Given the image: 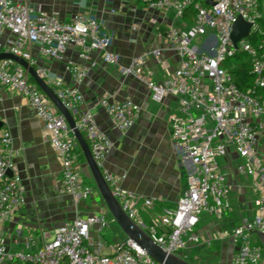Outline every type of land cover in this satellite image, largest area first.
I'll return each mask as SVG.
<instances>
[{"label":"built area","instance_id":"obj_1","mask_svg":"<svg viewBox=\"0 0 264 264\" xmlns=\"http://www.w3.org/2000/svg\"><path fill=\"white\" fill-rule=\"evenodd\" d=\"M142 1L152 10L174 9L178 16L193 5L189 35L209 31L202 49L191 46L189 35L184 36L176 28L159 31L161 38L175 46L180 58L179 66L160 82L153 79L152 72H146L151 53L160 60L157 50L133 56L122 66L126 75L145 83L152 101L160 103L170 95L177 98V112L170 116V135L185 172L186 188L173 210L146 225L138 207H151L153 201L122 188L117 182L124 173H103L104 178L126 214L165 251L177 255L179 250L199 242L194 229L203 212L222 218L238 204H244L248 215H241L239 223L222 234L231 239L234 248L230 264H262L264 247L251 235L264 233V101L258 95L264 87V39L256 45L247 37L260 31L258 22L263 17L264 0ZM238 17L251 26L248 35L234 46L231 32ZM5 32L10 38L2 40ZM32 44L38 45L41 55L52 59L61 58L67 45L73 44L100 52L106 64L120 62V55L111 50V35L100 19L76 12L62 21L56 14L32 6L29 0H0V52L27 60L70 112L78 111L84 101L78 85L87 69L70 62L66 68L73 85L64 86L61 78L52 77L46 67L37 64L29 51ZM237 51L246 55L253 74V84L246 91L222 67L226 57ZM30 79L17 62L0 60V87L15 90L35 110L60 157L61 190L72 197L78 209L82 201L97 196L98 190L81 179L76 153L79 145L66 119ZM98 105L121 132L128 131L141 114L140 106L129 97L119 101L101 98ZM76 126L101 168L114 147L113 140L100 129L89 110L79 112ZM12 145L10 132H0V226L25 203L21 177L9 174L13 166ZM247 190L253 195L252 202L245 195ZM107 214V210L77 214L39 245L27 238L17 251L7 248L0 235V264H159L128 237L105 243L101 233L114 221Z\"/></svg>","mask_w":264,"mask_h":264},{"label":"crops","instance_id":"obj_2","mask_svg":"<svg viewBox=\"0 0 264 264\" xmlns=\"http://www.w3.org/2000/svg\"><path fill=\"white\" fill-rule=\"evenodd\" d=\"M32 6H40L48 13H54L67 21L76 12L88 13L100 19L111 35V50L120 55L118 65L106 64L101 53L86 51L69 44L59 59L40 54L38 45L30 46V53L38 65L47 68L52 77L62 79L64 86H72V78L66 66L72 62L87 69L78 85L83 94V103L78 111L71 112L75 121L80 111H91L103 130L114 142L113 149L105 158L103 173L125 174L118 184L137 195L153 201L151 207L139 205L141 217L150 222L167 214L176 207L179 197L186 188L183 166L176 155L170 135V116L177 112V98L167 96L160 103L152 101L150 91L139 79L126 75L122 66L130 58L157 50L160 60L151 53L146 63V72H152L155 81H162L180 64L175 46L158 34L167 28L178 29L188 36L191 29L174 9L152 10L141 0H29ZM172 12V13H169ZM10 38L8 32L2 40ZM131 98L141 108L135 124L126 132L114 127L103 108L98 105L101 98L122 100ZM8 130L13 137L11 174H18L25 190V203L13 212L0 226V235L7 248L17 251L23 248L27 238L39 245L52 236L53 230L77 214L86 215L106 210L97 196L88 203L75 208L72 197L60 187L61 161L50 144L42 121L37 117L29 102L18 92L0 87V132ZM83 183L91 185L92 177L86 162H79ZM83 177V178H82ZM86 181V182H85ZM249 196L248 190L245 193ZM244 210L238 204L234 213L219 219L206 221L204 215L196 233L199 242L189 246L187 257L199 258V249L207 242L217 244V250L208 257H214V264H230L234 248L231 239L223 232L230 230ZM48 233V236H44ZM192 255V256H191ZM190 261V260H189ZM9 264V263H2Z\"/></svg>","mask_w":264,"mask_h":264},{"label":"water","instance_id":"obj_3","mask_svg":"<svg viewBox=\"0 0 264 264\" xmlns=\"http://www.w3.org/2000/svg\"><path fill=\"white\" fill-rule=\"evenodd\" d=\"M208 3H211V1L208 0ZM250 26V23L244 21L241 17L237 18V20L233 23L231 32V39L234 46H237V42L248 35ZM1 59H10L20 64L27 71L30 78L33 79V81L36 82L42 89V91L47 95V97L55 105L57 110L64 116L77 140L79 148L84 155L87 168L96 185L98 194L101 197L107 212L111 214L114 221L121 228L125 236L131 239L159 264H194L177 254L165 251L126 214V212L121 207L118 199L113 194L111 187L105 180L101 168L95 163L94 159L92 158L89 145L86 142L83 134L77 128L76 121L72 113L62 103L61 99L57 96L54 89L37 74L36 69L32 65H30L27 60L12 53L0 52V60ZM9 174H11V171H9ZM258 237L259 241L264 247V233H260ZM262 264H264V260Z\"/></svg>","mask_w":264,"mask_h":264},{"label":"rangeland","instance_id":"obj_4","mask_svg":"<svg viewBox=\"0 0 264 264\" xmlns=\"http://www.w3.org/2000/svg\"><path fill=\"white\" fill-rule=\"evenodd\" d=\"M169 13H172V12H169ZM263 14H264V11H263ZM181 17V16H180ZM182 18V17H181ZM189 28L188 29H191V26H188ZM209 31H197L195 33V36H190L189 37L191 38V42H190V45L191 46H195L199 49H202V45H203V42H204V39L208 36V33ZM224 64H227L229 66H232V58L231 56H227L226 59L224 60V62L222 63V67L226 69L225 65ZM262 143H264V137H262ZM83 178V177H82ZM84 179V178H83ZM82 179V181H83ZM85 180V179H84ZM86 182V181H85ZM93 187H96L94 181H90L89 182ZM249 199L251 200V202L253 201V195L249 192ZM91 200V197L88 198L87 200H84L82 201V203L80 204V207H82L83 203H88L89 201ZM99 203L100 204H103V201L102 199H99ZM252 212V211H251ZM234 213V210L232 212H228L226 213V216L228 215H231ZM252 214V213H250ZM204 215L208 216V217H204ZM241 215H248L247 213V209H244L242 214ZM107 217L108 218H113L111 216V214L108 212L107 214ZM206 219V221H210L212 219H219V217H216L214 215H209L207 214L206 212H203V214L201 215V218ZM144 221V223L146 225L150 224V220H148L146 217H141ZM201 218H200V221L199 223L197 224V226L195 227L194 231L196 232L197 231V228L201 225L202 221H201ZM239 223V220L237 219L235 221L234 224H238ZM101 237H102V240L105 242V243H115V242H119L121 240H123L126 236L125 234L123 233V231L121 230V228L117 225V223L115 221H113L110 225L109 228L105 229L102 233H101ZM251 238L252 240H256V241H259V237L257 234H252L251 235ZM259 243H261L259 241ZM262 244V243H261ZM217 244H215L214 242L211 243V245L207 246V245H204V247H202L200 250L201 252V255H199V258H195V257H187L186 256V252H188V249H189V246L185 249H181L179 250L177 253L181 256V257H186L188 260H190L191 262H193L194 264H202V259L207 256H209L211 253L215 252L217 250ZM209 254V255H208ZM212 255V254H211ZM192 256V255H191ZM207 260L209 261V264H214L216 263L215 258L212 256V257H208Z\"/></svg>","mask_w":264,"mask_h":264},{"label":"trees","instance_id":"obj_5","mask_svg":"<svg viewBox=\"0 0 264 264\" xmlns=\"http://www.w3.org/2000/svg\"><path fill=\"white\" fill-rule=\"evenodd\" d=\"M141 1V0H139ZM203 4H205L204 1H202ZM194 9L193 5H189L182 14V19L188 24H193V16H194ZM259 32H251L247 39L254 44H258L262 39H264V14L261 19H259L258 22ZM162 31V30H161ZM232 58V66H229L227 64H224L226 69L231 72L234 81L239 86L241 90L246 91L248 88L251 87L253 84V74L251 72V66L249 61L246 58V55L243 52L237 51L235 54L231 55ZM33 81V79H30ZM258 95L261 98V100L264 101V87L260 88L258 91ZM78 162H85L84 155L79 148V146L76 149ZM98 199H101L99 194L97 195Z\"/></svg>","mask_w":264,"mask_h":264}]
</instances>
